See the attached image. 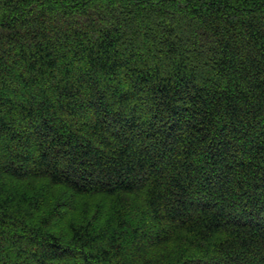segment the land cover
I'll list each match as a JSON object with an SVG mask.
<instances>
[{"label":"trees","instance_id":"1","mask_svg":"<svg viewBox=\"0 0 264 264\" xmlns=\"http://www.w3.org/2000/svg\"><path fill=\"white\" fill-rule=\"evenodd\" d=\"M0 264H264V0H0Z\"/></svg>","mask_w":264,"mask_h":264}]
</instances>
